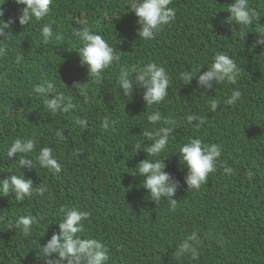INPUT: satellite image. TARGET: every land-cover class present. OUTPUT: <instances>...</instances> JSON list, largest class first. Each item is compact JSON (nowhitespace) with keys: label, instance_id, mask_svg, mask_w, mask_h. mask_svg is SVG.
Listing matches in <instances>:
<instances>
[{"label":"trees","instance_id":"16d2710c","mask_svg":"<svg viewBox=\"0 0 264 264\" xmlns=\"http://www.w3.org/2000/svg\"><path fill=\"white\" fill-rule=\"evenodd\" d=\"M131 2L53 0L48 16L25 27L18 21L23 5L0 0L3 18L15 20L6 37L9 56L0 59V179L25 174L34 187L47 185L55 197L49 199L48 192L22 201L14 193L0 196V264H44L39 249L59 232L65 205L91 213L80 235L107 246V264H264V48L253 47L264 29V0H249L260 19L247 27L228 22L226 9L233 0H172L175 20L150 41L138 37ZM45 23L54 33L47 43L41 31ZM85 27L102 35L120 57L99 82L88 76L76 51L82 44L74 32ZM18 52L24 57L19 64ZM220 52L240 67L235 84L205 90L196 78L181 81L180 73L197 66L206 71ZM148 62L163 65L171 79L164 102L151 108L142 87H134L127 98L117 79L121 65ZM47 83L53 84L52 93L33 91L35 85ZM233 90L242 95L228 105ZM52 95H63L75 108L50 112L45 100ZM212 100L219 102L215 112L209 107ZM154 110L176 122L160 154L165 171L180 182L172 197L175 209L167 199L153 201L142 186L144 177L137 174L139 162L154 157L136 152L132 144L147 140L144 130L171 126L163 121L150 124L147 116ZM191 113L204 123L189 124L186 115ZM77 118L86 119V127L77 125ZM57 129L64 130L65 139H57ZM17 137L36 139V148L27 154L34 168L21 169L18 156L7 155ZM192 138L222 148L216 171L198 190L187 188V168L179 154ZM43 146L53 149L59 173L39 166L36 157ZM27 215L37 222L25 237L14 226ZM194 232L199 258L177 261L176 246Z\"/></svg>","mask_w":264,"mask_h":264},{"label":"clouds","instance_id":"9594fccd","mask_svg":"<svg viewBox=\"0 0 264 264\" xmlns=\"http://www.w3.org/2000/svg\"><path fill=\"white\" fill-rule=\"evenodd\" d=\"M4 3V0H3ZM3 3H0L2 5ZM18 5H23L18 16L19 24L27 27L33 21L39 22L49 15L50 6L53 0H15ZM172 0H132L131 10L137 16L138 37L143 40H152L159 31L175 20V9L169 7ZM226 9L230 15L227 17L229 23L247 27L256 20L260 19L257 11L249 7V0H233ZM4 9L0 7V59L9 56V45L6 37L11 32V25L15 23L13 18L5 20ZM42 36L47 43L54 39L53 27L45 23L42 26ZM74 35L81 41L82 46L77 51L80 57L81 65L87 66L88 76L94 81L99 82L103 73L111 65L117 63L120 57L116 54L114 48L109 45L105 38L97 33H93L87 27L82 30H76ZM59 39V37H56ZM260 45L264 48V29H261L257 35L253 47ZM23 54L15 55V63L23 61ZM201 66L194 70L180 73L181 81L191 83L193 78L197 79V85L205 90L213 89L217 84L227 82L235 84L240 76V67L228 54L220 52L214 56L207 70L200 72ZM199 73V75H198ZM135 74V79H131ZM4 73H0L3 78ZM119 90L122 95L131 98L133 89L136 86L143 88V99L147 108L153 105H160L168 96V89L171 86V79L168 71L163 65L156 62H148L138 66L121 65L118 74ZM77 85V84H76ZM75 85V86H76ZM33 91L37 94L47 95L54 91L52 83L44 85H35ZM239 90H233L230 97L227 98L228 105H235L241 98ZM47 109L52 112H68L75 108L71 102L65 103L63 95H52L45 100ZM219 102L210 101L209 107L212 112L218 108ZM147 120L153 126L161 121L165 125L153 127L151 130H144L143 135L147 140L137 141L132 144L136 152L143 150L147 157L154 159H144L139 162L137 168L139 175L143 176L142 186L147 190L150 198L156 203L162 199L170 202L171 209H175L177 200L173 195L179 187L180 182L176 180L169 172L165 171L166 164L161 158V153L167 148L169 138L173 134L175 121L165 119L159 110H154L147 116ZM189 124L193 121L200 126L204 123L203 119L197 114L186 115ZM75 123L80 126L87 125L86 119L77 118ZM108 127L105 122V128ZM55 136L58 140L65 139L64 130L57 129ZM144 141L150 143L145 144ZM36 139L34 137L15 138L7 149V155L18 156L21 169L34 168L33 160L27 156L36 148ZM180 160L187 168V175L184 177L187 188L200 189L206 184L211 173L216 171L217 161L222 154V148L218 144H207L200 138H192L183 144L179 149ZM36 160L39 166L48 169L52 173L61 171L60 163L53 155V149L43 146L39 149ZM226 171H232L226 169ZM24 173V172H23ZM48 192L49 199H55L47 185L39 184L34 187L33 180L24 175H11L10 178L0 179V196H8L14 193L17 201L31 198L33 195H44ZM63 219L59 221V232L53 233L51 238L43 244L39 251L40 258L44 264H107L109 260V250L100 240L95 238H83L80 234L84 231L83 222L88 220L91 213L81 209L79 206H61ZM37 218L33 215L20 216L15 222V228L19 229L21 234L28 237L32 234L33 225ZM199 239L194 232L192 235L182 240L175 249V259L179 261L181 257L191 256L198 259L200 255Z\"/></svg>","mask_w":264,"mask_h":264}]
</instances>
